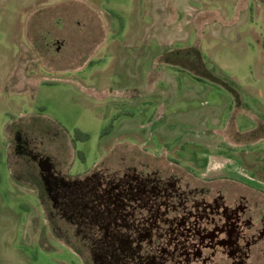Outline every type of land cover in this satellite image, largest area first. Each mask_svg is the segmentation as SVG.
<instances>
[{
  "label": "rangeland",
  "instance_id": "374dc122",
  "mask_svg": "<svg viewBox=\"0 0 264 264\" xmlns=\"http://www.w3.org/2000/svg\"><path fill=\"white\" fill-rule=\"evenodd\" d=\"M251 2L0 0V264H93L96 228L55 207L50 174L71 184L135 169L194 187L211 137L264 184V32Z\"/></svg>",
  "mask_w": 264,
  "mask_h": 264
},
{
  "label": "flooded vegetation",
  "instance_id": "af4514ba",
  "mask_svg": "<svg viewBox=\"0 0 264 264\" xmlns=\"http://www.w3.org/2000/svg\"><path fill=\"white\" fill-rule=\"evenodd\" d=\"M21 141L17 152L26 149ZM104 177L45 180L55 207L75 210L80 227L95 226L84 230L93 264H248L264 255L262 189L200 175L202 183L189 187L183 177L135 169Z\"/></svg>",
  "mask_w": 264,
  "mask_h": 264
},
{
  "label": "crops",
  "instance_id": "0c3cea01",
  "mask_svg": "<svg viewBox=\"0 0 264 264\" xmlns=\"http://www.w3.org/2000/svg\"><path fill=\"white\" fill-rule=\"evenodd\" d=\"M250 12L251 19L253 21V24L257 25L259 22V28L261 27V31L264 32V0H252L251 2V9L248 11V14ZM254 51V50H253ZM257 51L253 52V55L257 54ZM259 55V53H258ZM261 62L257 65H254L255 68L262 69L258 70L259 75H264V54L260 55ZM232 97L235 101H239L238 95L235 93V91L230 92ZM248 95L254 96L258 95L259 97H262L260 95V92L254 90V88L250 87L248 90ZM238 103V102H237ZM236 103V104H237ZM263 108V107H262ZM254 109H252L249 106H246V112H251V115H253ZM263 114H264V108H263ZM263 127L264 131V123L260 124ZM251 130V131H250ZM247 130L246 132L250 134V138L254 137V134H256L258 131L257 129ZM204 145L206 149L208 150L206 155H203V159L206 160L204 168L199 172L203 175V177H230L238 180H251L253 181V185L263 189L264 191V184L260 181H255L250 179V173L257 171L255 169L249 171L242 167L241 163L233 158L231 155L226 154L225 148H228L225 144L219 145L217 144V140L212 139L211 137L209 139H204ZM260 141V140H258ZM213 162V164H211ZM247 165L250 167H254V161L251 160V158H246ZM213 165V167H211Z\"/></svg>",
  "mask_w": 264,
  "mask_h": 264
}]
</instances>
